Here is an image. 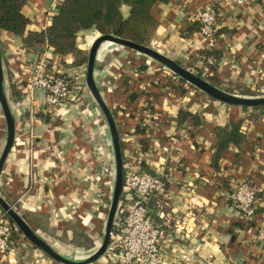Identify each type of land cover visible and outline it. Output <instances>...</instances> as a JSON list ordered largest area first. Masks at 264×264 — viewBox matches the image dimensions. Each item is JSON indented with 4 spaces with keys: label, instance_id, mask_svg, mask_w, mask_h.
Segmentation results:
<instances>
[{
    "label": "crops",
    "instance_id": "obj_1",
    "mask_svg": "<svg viewBox=\"0 0 264 264\" xmlns=\"http://www.w3.org/2000/svg\"><path fill=\"white\" fill-rule=\"evenodd\" d=\"M59 2L25 0L23 34L43 29ZM204 4L213 6L218 23L209 44L218 59L206 73L217 85L264 89V0L155 1L150 8L156 19L152 48L186 59L206 46L196 20ZM127 8L120 5L122 15ZM98 34L93 28L81 29L75 43L88 49ZM127 50L103 43L92 74L117 123L122 169L148 170L166 182L167 197L148 202L159 228L161 264H264V235L257 236L264 229V113L196 95L186 81L172 80L169 69L146 59L135 63ZM0 56L14 118L13 140L0 168V196L53 249L81 259L99 245L107 213L105 189L91 157L92 128L100 111L78 84L82 64H73L70 54L53 52L44 41L25 46L21 35L4 29ZM39 57L48 72L78 84L75 96L47 104L40 89L30 86V65ZM143 69L147 76L138 72ZM151 70L156 73L150 75ZM10 87L18 96L16 105ZM129 90L135 92L132 97ZM178 110L193 117L179 120ZM237 119L240 141L228 143L213 157V128ZM4 139L0 113V150ZM244 178L255 188L250 217L240 215L230 197ZM12 235V249L0 253V264H50L22 234ZM94 264H115L114 252L105 251Z\"/></svg>",
    "mask_w": 264,
    "mask_h": 264
},
{
    "label": "built area",
    "instance_id": "obj_2",
    "mask_svg": "<svg viewBox=\"0 0 264 264\" xmlns=\"http://www.w3.org/2000/svg\"><path fill=\"white\" fill-rule=\"evenodd\" d=\"M229 1L239 4L243 0ZM196 20L197 30L207 44L203 48H210L209 44L218 28L213 6L204 4L197 12ZM195 56V65L202 68L203 72H208L210 69L207 64L213 62V57L204 55L202 50L196 52ZM169 76L173 80H178V76L172 71ZM29 84L40 89L47 104L75 96L79 87L64 75L48 72L43 57L31 63ZM18 101V99L14 100L12 104L16 105ZM121 192L122 198L118 201L114 214L106 251L114 252L115 264H161L163 251L159 228L150 216L147 202L150 196H156L157 200L167 197L164 179L148 170L127 168L123 172ZM230 197L237 212L242 216L250 217L255 206V188L252 182L247 178L238 181ZM17 230L16 225L7 220L4 212L0 211V253L11 248V235ZM263 235L264 229L259 228L257 236L263 237Z\"/></svg>",
    "mask_w": 264,
    "mask_h": 264
},
{
    "label": "trees",
    "instance_id": "obj_3",
    "mask_svg": "<svg viewBox=\"0 0 264 264\" xmlns=\"http://www.w3.org/2000/svg\"><path fill=\"white\" fill-rule=\"evenodd\" d=\"M24 1L0 0V29L21 35V41L25 46H32L35 42L44 41L52 48L53 52L60 55L70 54L73 64H82L86 61V55L75 43V37L79 30L93 28L99 33H111L145 44L156 25V19L150 11L151 5L155 1L167 0H60L49 23L43 29L27 30L23 34L24 26L28 21V18L21 12ZM121 4H126L128 7L125 15L120 12ZM202 51L204 55L213 57V62L208 63L207 67L214 69L218 54L211 47L202 48ZM196 74L199 75L198 72ZM206 75L211 78L212 83L217 85V82H214L216 79L211 74L207 73ZM178 79L183 81L180 77ZM5 91L10 102L11 98H9L6 88ZM9 92L12 101L18 99L11 87ZM134 94L135 92L131 91L129 96L132 97ZM251 109L264 113V104L251 105ZM176 115L179 120H183L188 115L193 117L186 110H178ZM239 122V119L228 121L222 126L218 125L213 128L215 138L213 157H217L220 150L228 143L240 141ZM151 197L157 199L156 196Z\"/></svg>",
    "mask_w": 264,
    "mask_h": 264
},
{
    "label": "water",
    "instance_id": "obj_4",
    "mask_svg": "<svg viewBox=\"0 0 264 264\" xmlns=\"http://www.w3.org/2000/svg\"><path fill=\"white\" fill-rule=\"evenodd\" d=\"M103 41H109L116 44H120L123 46H127L134 50H137L141 53L148 55L149 57L155 59L160 62L162 65L167 67L169 70L174 72L178 77L197 87L199 90L205 92L210 97L225 103V104H235L241 106H250L256 104H264V95H239L232 92H228L212 83L204 79L203 77L197 75L192 72L190 69L181 66L174 59L167 56L164 53L157 51L156 49L134 42L130 39L122 38L119 36H115L111 33H99L94 37L91 41L87 53H86V61H85V72H84V83L85 86L91 95L93 101L101 112L110 137L113 164H114V176H113V185L111 191V197L109 201V205L107 208L105 224L102 239L99 245L87 256L81 259H74L67 257L55 249H53L43 238H41L19 215V213L15 210V208L8 202H6L0 196V208L6 215L11 219V221L16 225V227L21 231L24 237L30 241L33 245L40 248L47 255H49L54 260L61 262L62 264H85L95 260L101 254L106 251L109 231L112 226L114 214L118 205L119 196L122 188V158H121V149L119 144V136L117 132V128L110 112V109L104 102L93 78L92 68L93 61L97 51V48ZM145 65L143 64L142 67ZM0 110L3 115L4 126H5V139L3 145L0 150V168L6 156V153L12 143L13 134H14V118L12 109L10 106V102L8 101L6 91H5V80L2 70L1 64V56H0Z\"/></svg>",
    "mask_w": 264,
    "mask_h": 264
},
{
    "label": "rangeland",
    "instance_id": "obj_5",
    "mask_svg": "<svg viewBox=\"0 0 264 264\" xmlns=\"http://www.w3.org/2000/svg\"><path fill=\"white\" fill-rule=\"evenodd\" d=\"M153 36H154V31H152V33H151L148 41L144 45H147V46L152 47L153 46V43L151 42V40H152ZM125 47H126V49H128L127 51H131V53H133V54L130 55V57L133 58V61L135 63L136 62L144 63V59H146V60L152 61L154 63H159L160 64L159 67H162V66L165 67L160 62H158L155 59L149 57L148 55H146L144 53H141V52H139L137 50H134L132 48H129L127 46H125ZM82 50L84 51V53L86 55L87 49H82ZM201 50L202 49H199L198 51H201ZM167 56H169V55H167ZM195 57L196 56L194 54L192 56L186 57V59H184V58H179V59H176L175 58L174 59L172 57L171 58L174 59L181 66L190 69L192 72H194V73L198 72L199 76L203 77L204 79H206L207 81H209L210 83H212L210 81L211 78L206 75L207 73L206 72H203V69L202 68H200V67H198V66L195 65ZM165 69H168V68L165 67ZM152 71H154L156 73V70H151V72L149 73L150 75H153L154 74V73L152 74ZM79 72L81 73V76L79 78H77L78 81L80 80V82L78 84L81 85V87L83 86L82 87L83 88L82 92L85 91L86 92V95L87 96L89 95L88 96V99H89V97H91V95L89 94V92H88V90H87V88L85 86V83H84L85 62L82 63V68L79 70ZM138 72L140 74L144 75V76H147V74L144 72V69L142 71H138ZM208 72H209V70H208ZM59 74H62V73H59ZM62 75H64V74H62ZM64 76L66 78H70L69 76H66V75H64ZM140 77L141 76H137V79H140ZM178 80H180V79H178ZM124 81H125V79H124ZM157 81L158 80H156V82ZM183 82L185 83V80H183ZM214 82H217L218 83V81H216V80ZM124 83L126 84L127 82L125 81ZM166 84H167V87H170L171 86V87L175 88V86L171 82H166ZM212 84L216 85V83H212ZM187 85L189 87H191V89L188 90V91L195 92L196 95H200L201 94L205 98L208 97V98L214 99V98L210 97L208 94H206L205 92L199 90L197 87L193 86L192 84H190V83L187 82ZM216 86H218V87H220V88H222V89H224V90H226L228 92H232V93L239 94V95H247V96L264 95V89H259V87H255V86L248 87V88H244V87L241 88V87H237V86H231L229 84L228 85H216ZM232 88H234V90H232ZM125 89H127V88L125 87ZM137 89H139V88H137ZM182 89L183 88H181V91H182ZM167 90H169L171 92L173 91L172 89L170 90L168 88H167ZM129 91H133L134 92V90H129ZM136 92H139V90H136ZM140 92H142V91H140ZM91 99H92V97H91ZM148 107H150V106L148 105ZM242 107H250L251 108V105L250 106H242ZM109 109H110V112L112 114V109L111 108H109ZM0 113H1V117H3L1 110H0ZM97 117H98V121L96 123H93V128H92L93 129L92 135H93V138L94 139H93V145L91 146V157H93V160L94 161L93 160L92 161H93V163L95 165L94 169H95L96 173L98 174V179H100L98 183H99V185H101V187H103L105 189V192H104V195L105 196H103V200H104V205L108 208L109 201H110V197H111L112 185H113L114 164H113V157H112L110 137H109V133H108V130H107V126H106L105 120H104L101 112L99 113V115ZM112 117H113V115H112ZM3 122H4V120H3ZM114 122H115V125H116V128H117V123H116L115 119H114ZM123 172H124V169L122 170V176H123ZM121 198H122V192H120L119 200ZM0 211H3V210L0 208ZM4 215H6L5 212H4ZM112 226H113V224H112ZM112 226H111V228H112ZM17 231H18L17 233L19 235L22 234L19 229ZM109 240H110V237H108V241ZM30 245L36 247L32 243ZM36 251L40 253V256L44 257L45 259H49V263L50 264L51 263L52 264H62L61 262H58V261L54 260L53 258H51L44 251H42L40 248L36 247ZM95 260L91 261L90 263L91 264H94Z\"/></svg>",
    "mask_w": 264,
    "mask_h": 264
},
{
    "label": "bare ground",
    "instance_id": "obj_6",
    "mask_svg": "<svg viewBox=\"0 0 264 264\" xmlns=\"http://www.w3.org/2000/svg\"><path fill=\"white\" fill-rule=\"evenodd\" d=\"M105 42H109V41H103V42L99 45V47H100L103 43H105ZM110 43H111V42H110ZM99 47H98V49H99ZM85 264H90V262L85 263Z\"/></svg>",
    "mask_w": 264,
    "mask_h": 264
}]
</instances>
